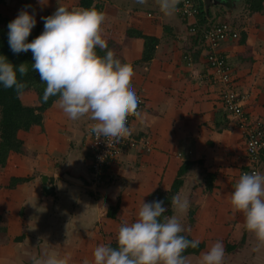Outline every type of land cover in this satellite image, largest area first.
<instances>
[{"label": "crops", "instance_id": "crops-1", "mask_svg": "<svg viewBox=\"0 0 264 264\" xmlns=\"http://www.w3.org/2000/svg\"><path fill=\"white\" fill-rule=\"evenodd\" d=\"M20 2L22 9L35 14L36 24L58 4L82 8L77 0ZM198 2L205 13L203 24L196 16L181 17L178 5L174 13L165 15L157 0L143 4L140 0L92 1L91 7L112 6L113 25L121 31L138 25L144 34L158 39L153 58L145 63H138L142 54L138 38L123 37L117 51L121 62L131 66L129 87L144 99L129 130L135 137L146 138L149 145L121 152L99 185H86L92 182L84 137L87 118L73 121L54 102L45 111L43 131L32 136L18 132L27 150L9 153L6 164L0 166V217L6 232L0 242V264H32L31 258L42 249L65 258L67 264H91L93 249L116 237L118 223L107 215L109 206L117 203L121 218L131 222L142 200L155 196L159 187H170L184 161L198 162L177 192L190 201L181 216L184 229L205 242L204 249L193 255L194 263L212 243L233 235L238 245L224 255V264H264V248L254 250L257 242L244 230L242 213L231 212L228 203L246 163L242 133L219 98L221 84L206 60L203 42L196 38V30H189L196 24L202 32L216 20L231 26V34L217 51L232 70L248 119L264 120V10L241 24L234 17L247 11L245 0L228 8L215 0ZM256 171L264 172V156ZM205 173L213 174L209 191H204ZM42 175L52 186L50 194L43 192ZM73 176L83 177L84 184ZM21 177L29 180L10 184L11 178ZM189 211L194 215L192 223L187 221Z\"/></svg>", "mask_w": 264, "mask_h": 264}, {"label": "clouds", "instance_id": "clouds-1", "mask_svg": "<svg viewBox=\"0 0 264 264\" xmlns=\"http://www.w3.org/2000/svg\"><path fill=\"white\" fill-rule=\"evenodd\" d=\"M157 3L162 13L171 15L179 0ZM41 19L43 31L29 41L36 17L26 9L19 11L7 24L10 50L14 54L31 52V69L45 84V101L57 97L55 103L67 118L75 121L86 117L89 132L98 140L103 137L112 144L119 143L129 134L128 116L139 115V97L129 87L131 66L122 63L103 38L104 14L94 8L58 4L51 15ZM97 49L104 55H99ZM28 71L25 63L15 65L0 55L3 88H13L20 94L25 84L18 74L23 76ZM228 203L231 212L242 213L244 230L257 242L254 250L264 248V172L241 173ZM171 207L173 214L166 216L163 200H142L135 219L120 224L116 246L98 244L93 249L92 264H187L185 250L200 244L199 239L190 240L183 234L181 216L190 201L178 193L172 197ZM224 255L223 242L217 240L200 254L197 264H224ZM31 259L32 264H67L65 258L47 249Z\"/></svg>", "mask_w": 264, "mask_h": 264}, {"label": "trees", "instance_id": "trees-1", "mask_svg": "<svg viewBox=\"0 0 264 264\" xmlns=\"http://www.w3.org/2000/svg\"><path fill=\"white\" fill-rule=\"evenodd\" d=\"M3 0H0L2 2ZM93 0H77V5L82 8H94L100 11L105 16L104 24L102 25L103 38L106 39L108 49L112 50L117 58L120 59L117 54L118 49L123 37H134L138 38L142 42V54L138 63H145L151 60L155 54V49L158 44V39L154 36L146 35L143 33L140 26H135L132 28H127L125 31H121L113 25L115 10L110 5H94L91 7ZM198 5V12L195 14L196 17L200 19V24L206 22L204 17L205 13L202 10L200 2L194 0ZM179 5V3L177 4ZM22 9V3L19 5ZM245 10L249 12V17L253 18L254 15H258L264 10V0H245ZM13 18L7 14H3L0 11V55L6 56L13 64L18 65L20 63H25L29 71L27 74L20 76L18 74V79L25 84V88L21 93L31 91L36 95V102L34 105L24 104L20 99V94L13 88L5 89L0 86V166L3 167L7 162V157L11 152H21L23 141L18 137L19 131H33L34 128L38 130L43 129V116L45 111L57 100V97H49L47 101L43 99V93L45 89V84L39 80V75L31 69L32 55L31 52H21L19 54H14L8 45L7 39V24ZM197 28V25H196ZM43 31V20L36 24L28 40L31 41L37 35ZM244 35V33H242ZM196 38L201 39L203 42V34L199 28L196 29ZM243 38V36H242ZM244 39H242V42ZM204 45V43H203ZM106 51V50H105ZM99 55L103 56L104 51L97 49ZM187 57V55H185ZM121 60V59H120ZM264 156L260 154L259 159ZM197 161H184L179 167L171 185L168 189L157 188L154 193L155 196H149L147 202L154 199L163 200L164 206L166 207V212L164 215L170 216L173 213L171 207V199L177 194L179 188L182 186L183 179L189 172L191 167L197 164ZM205 172V171H204ZM203 172V173H204ZM203 183L205 186L204 191H209L212 188L213 174L205 173L203 174ZM29 180L27 177L21 178H11V185L14 182H24ZM107 215L114 218L118 223V228L124 220L121 218V209L118 204L109 206ZM1 219V217H0ZM194 220V215L192 211H189L187 215V221L192 223ZM5 231V228L0 225V232ZM187 238H193L188 231L185 229L183 233ZM17 239H20L18 236ZM224 253L225 255L234 252L236 246L238 245V240L234 239L233 235H229L223 240ZM113 247L116 246V240L111 242ZM205 247V242L200 241V244L196 248L189 247L185 250L184 255H197Z\"/></svg>", "mask_w": 264, "mask_h": 264}, {"label": "built area", "instance_id": "built-area-1", "mask_svg": "<svg viewBox=\"0 0 264 264\" xmlns=\"http://www.w3.org/2000/svg\"><path fill=\"white\" fill-rule=\"evenodd\" d=\"M197 7L198 5L194 0H179L177 11L181 17L187 19L195 16L198 12ZM189 30L195 32L196 24L191 25ZM231 31V26L226 21L216 20L213 23H209L202 30V34L206 60L221 84L219 98L226 110L231 114L234 126L238 127L242 133L246 163L241 168V174L243 172L256 171L259 156L264 152V120L248 119L242 108L243 95L233 85L232 70L226 59L217 51L219 44L229 37ZM135 92L139 97L136 110L139 113L144 106V100L138 90H135ZM135 116L137 115L131 114L128 116V128H130V123ZM84 137L85 149L89 157L90 171L92 173V185H99L105 179L115 158L121 152L136 147L146 149L149 145L146 138L135 137L130 130L129 134L121 138L117 144H112L110 140H106L103 137L98 140L89 132L88 126Z\"/></svg>", "mask_w": 264, "mask_h": 264}, {"label": "rangeland", "instance_id": "rangeland-1", "mask_svg": "<svg viewBox=\"0 0 264 264\" xmlns=\"http://www.w3.org/2000/svg\"><path fill=\"white\" fill-rule=\"evenodd\" d=\"M20 4H21V2L18 3V0L17 1H13V0H3L2 4L0 3V8H1V11L4 12L3 14L9 13L7 15H11V17L13 16L12 18H15V16L19 13L18 7H19ZM4 9L6 11H4ZM248 15H249V12L248 11H245V12L241 11L240 13H238L234 17V19L237 20L238 23L241 22V24H242V23H245L246 21L249 20L248 19ZM42 17H43V14H42ZM20 99H21V101L24 104L34 105L35 102H36V95H35V93H33L31 91L30 92H24V93H21L20 94ZM44 116H45V113H44ZM44 116H43V118H44ZM43 129L40 130V131H43ZM26 132H28V133H22V136L37 135L39 131H38V128L36 127V128H34L33 131H26ZM25 148L26 147L23 148V146H22L21 152H24L23 150H25ZM26 150H27V148H26ZM0 225L1 226H4V221L2 219H0ZM5 233L6 232H4V231L0 232V242L5 240ZM186 258H187V264H195L194 263L195 260H194V256L193 255H190V256L187 255ZM91 264H92V261H91Z\"/></svg>", "mask_w": 264, "mask_h": 264}, {"label": "water", "instance_id": "water-1", "mask_svg": "<svg viewBox=\"0 0 264 264\" xmlns=\"http://www.w3.org/2000/svg\"><path fill=\"white\" fill-rule=\"evenodd\" d=\"M215 1L217 2V4L228 8L227 6H229V7L233 6V3L237 2L238 0H222L223 2L221 0H215ZM71 178L74 179V181L78 182L79 184H84V180L82 179L83 177L79 178V176L78 177L73 176ZM41 182H42L43 192L45 194H50L52 191V186L47 183V176L46 175L41 176ZM86 185L91 186L92 183L90 181H88Z\"/></svg>", "mask_w": 264, "mask_h": 264}]
</instances>
